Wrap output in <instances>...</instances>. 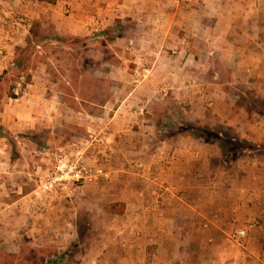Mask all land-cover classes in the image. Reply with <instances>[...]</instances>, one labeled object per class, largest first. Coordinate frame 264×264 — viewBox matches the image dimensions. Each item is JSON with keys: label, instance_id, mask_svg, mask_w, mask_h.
<instances>
[{"label": "rangeland", "instance_id": "rangeland-1", "mask_svg": "<svg viewBox=\"0 0 264 264\" xmlns=\"http://www.w3.org/2000/svg\"><path fill=\"white\" fill-rule=\"evenodd\" d=\"M137 1L145 10L135 11V17L121 16L110 25L96 24L85 29L79 26L76 13L66 6L51 22L48 2L30 0V8H24L21 0H0V264H126L131 253L126 252V246L121 248L119 242L130 238L131 227L120 217L122 212L114 214L109 210L110 203L120 202L113 201L116 186L111 185V180L119 178L122 172L112 171L111 141L108 140L110 150L86 142L89 133L97 132L104 125L112 132L115 122L110 117L118 108L122 110L117 111L121 116L127 110L148 117L143 124L153 137L152 143L178 132H189L199 142H217L221 165L237 156L241 158L248 149L256 151L257 161L264 162V136L257 143L239 137L243 130L251 134L257 130L258 135H264V92L256 94L244 88L254 75L246 70L249 63L240 62L236 74L225 72L230 68L216 53L232 44L203 37L205 29L221 33L228 27L222 24L208 27L199 21L210 17L211 5L220 4L218 14L222 19L228 14L222 9L224 3L244 2L257 6V2L264 4V0ZM250 11L246 21L253 19ZM142 15L150 21L147 26L136 20ZM159 19L160 26H157ZM34 21L39 23L38 27L32 25ZM57 26L70 30L73 27L81 32H61ZM29 27L37 37L27 47ZM159 35H164V42H159ZM251 44L254 46L253 42ZM242 45L244 43L235 44ZM22 47H27L26 51H20ZM159 52L170 60L179 54L190 56L202 68V73L188 74L185 79L214 85L207 97L205 89L196 93L201 96V118L189 120L177 113L180 111L177 96L181 94L176 92L181 90L165 84L172 77L163 74L167 66L165 60L155 73L145 71V66L151 65ZM191 63L182 59L186 67ZM252 67L257 70V85L262 89L261 65ZM180 76L177 74L174 81ZM147 79L149 87L144 85ZM178 105L189 104L178 102ZM227 119H232L233 124H224ZM133 126L138 129L136 124ZM88 149L87 159L93 160L96 156V162L105 166L106 179L87 184L68 197L45 193L38 187L58 155ZM198 169L209 170L205 164ZM247 187L256 190L264 185ZM187 197L185 204L188 205ZM201 197L204 195L196 193L191 199H199L193 209L204 212ZM140 200L121 202L122 211L130 204L144 208L147 203ZM229 204L231 202L219 196L216 215L199 218L193 226L196 229L193 235L182 234L189 240L173 264H185V259H189L188 264H196L201 253L199 242L206 239L240 247L245 239L236 243L230 234L260 213L261 217L256 218L257 226L248 231V236L252 237L249 249L257 254V262L246 264H264V231L261 232L264 197L246 200L248 214L229 221L230 228L218 229L217 223L228 220H223L222 214H228ZM133 247L137 250L138 246ZM219 250H203L204 256L213 253L215 264H231L234 258L223 261ZM145 252L150 250L144 251L146 257ZM134 254L142 257L140 251Z\"/></svg>", "mask_w": 264, "mask_h": 264}, {"label": "crops", "instance_id": "crops-1", "mask_svg": "<svg viewBox=\"0 0 264 264\" xmlns=\"http://www.w3.org/2000/svg\"><path fill=\"white\" fill-rule=\"evenodd\" d=\"M21 1H23L24 8L29 6L30 0ZM219 5H211L212 8L210 7L208 12L210 17H203L199 21H201V25L208 27L222 24L228 28L221 33L209 30V28L205 29L203 37L212 41L232 44L229 47L227 46V49L216 53L218 58L224 59L225 64L230 68L225 72L230 75L236 74L240 62L249 63L250 67L246 68V70L254 75L251 82L247 83L244 88L253 90L256 94L257 92H264V85H261L262 89H260V85H257V70L255 71V68L253 69L252 67H257V64L261 65V72L264 74V44H262L264 42V4L257 2L256 6L255 3L237 2L235 5L233 3H224L222 4V9L226 10L228 14L222 19L221 15L218 14ZM48 6L49 10H51V22H53L59 12L65 10L66 6L71 12L74 11L76 13L79 26L85 29L96 24L110 25L114 19L121 16H132L133 18L136 15L135 11L145 10L137 0H54ZM248 11H250L249 14L253 15V19L246 21L245 18ZM136 20L143 26H147V23L150 22L143 15L141 19L136 18ZM155 24L160 26V19ZM247 25L250 26L249 29L246 28ZM57 29L61 32H72L74 34L81 32V29L77 31L72 27L70 30L66 26H57ZM163 36L159 35V42L165 41ZM14 37L16 36L12 38L15 39ZM252 42L254 46L251 44ZM4 43L6 42L4 41ZM237 43H244V46H235ZM257 46H259L258 50ZM207 53L211 52L208 51ZM183 55L179 54L174 60H170L159 52L154 55L151 65L145 66V71L151 74L155 73L157 68H162V60H165L167 66L163 74L172 76L169 77L171 80L165 84L169 83L171 88L181 90V92H176L179 95L181 94V96H177L176 104L180 110L177 113L179 115L184 114L189 120H195L202 117L199 108L201 96L196 93L205 89L209 93H207V97L210 95V90L214 85L212 82H205V85H202L195 80L190 82L185 79L188 74L198 75V73H202V68H199L198 63L193 61L190 56L184 57ZM183 58H185V62L193 63L186 67L182 64ZM177 74H181L180 79L174 81ZM147 81L149 79L144 82V85L146 84L149 87ZM178 102H188L189 105L179 106ZM118 110L119 108L110 117L115 122V128L112 129L108 137V140L111 141L110 152L113 153L114 166L112 171L115 173L122 172L119 173V178L111 180V185L116 186V194L113 201L134 203L141 198L140 201L142 203L145 201L147 203L144 208L140 209L130 204L120 214L122 219L125 218L124 222L131 227L130 238L126 239V242H119L121 248L126 246V249L124 248L126 252L131 253V256L126 259V264H165L166 261L173 264L176 258L179 259L180 251L185 248L184 244L189 240V238H187L188 240L185 239L186 237L182 236V234L193 235L196 230L193 226L199 218L208 219V217H214L217 210L216 204L221 195L223 201L231 202L228 214H222V219H228L227 222L218 220L220 222L216 225V228L221 230L230 228L228 227L229 221L244 218L248 214L244 204L246 200L264 197V187L256 190L247 187L248 185H264L262 183L264 182V162L257 161L255 150L251 151L248 149L247 154H242L241 158L237 156L226 165H221L219 163L220 149L217 142L203 140L199 142L198 138H194L189 132H178L172 137L167 136L160 141L152 143L153 137L149 136V132L144 129L145 125L143 124L144 121H148V117L145 118L136 111L128 112L127 110H124L123 113L125 115L121 116L117 113ZM117 119H120V121H117ZM225 122L224 124H231L233 121L232 119H227ZM242 123L244 124V121ZM130 124L133 129H131ZM133 124H136L137 130L134 129ZM252 133H246L243 130L239 133V137H243L251 143H257L264 136L261 133L258 135L257 130L252 131ZM82 152H84V158L87 161L89 149ZM93 153L95 155V152ZM94 157L93 160L88 161L95 162L97 158L96 156ZM198 160L199 162H196ZM204 160H206V163H201ZM201 164H205L209 170L202 172L201 169L199 171L198 166ZM210 172L213 174L212 176L209 175ZM157 184H161L163 190L160 193L158 205L152 207L151 203L153 202L154 190ZM236 186L237 188H235ZM196 193L204 195V198L201 197L200 199L204 200V212L201 209L198 211L193 209L199 199L193 201L191 196ZM118 195L122 197H117ZM186 196H188V205L185 204ZM236 202L239 204L235 206L234 203ZM260 214H254L252 219L246 221L245 226L238 228L245 230V237L243 238L245 243L240 247L232 243H215L209 239L200 241L199 249L201 253L196 264H215L214 262L217 260H213V253H211V256H204L203 252V250L212 251L215 248L221 250H219L218 254H220L219 258L223 261L233 257L234 260H231V264L257 262V254L251 253L249 249V240L252 237L251 235L248 236V231L257 226L258 221L256 218L261 217ZM217 215L219 217V214ZM263 231L264 229L261 230V232ZM254 234H257V231ZM133 246H138L137 250ZM175 247L176 251L172 252ZM148 249L150 252H145V257L144 251ZM134 251L142 252V257L138 258V254L135 255ZM188 260L185 259L184 263L188 264Z\"/></svg>", "mask_w": 264, "mask_h": 264}, {"label": "built area", "instance_id": "built-area-1", "mask_svg": "<svg viewBox=\"0 0 264 264\" xmlns=\"http://www.w3.org/2000/svg\"><path fill=\"white\" fill-rule=\"evenodd\" d=\"M181 42L183 43V41ZM109 135V128L104 125L97 132L89 133V139L86 142H94L96 146L110 150L108 146ZM107 175L108 173L102 163L88 162L85 160L82 151H75L71 155H58L38 187L45 193L62 194L68 197L87 184L98 183L106 179ZM162 190V185L157 184L151 203L152 207L158 205ZM230 237L239 243L245 237V230L237 229L230 234Z\"/></svg>", "mask_w": 264, "mask_h": 264}, {"label": "trees", "instance_id": "trees-1", "mask_svg": "<svg viewBox=\"0 0 264 264\" xmlns=\"http://www.w3.org/2000/svg\"><path fill=\"white\" fill-rule=\"evenodd\" d=\"M39 1H45V2H48V3H53V1L54 0H39ZM35 25L36 27H38L39 26V23L38 22H36V21H34V22H32V25ZM28 34H29V40H27L26 41V44H27V47L29 46V45H31V40L33 39V38H36L37 37V33L34 31V30H32V27H29V29H28ZM27 47H22V48H20L19 50L20 51H26V48ZM117 207V208H116ZM122 209H123V203H121V202H112V203H110L109 204V210H110V212L111 213H114V214H120L121 212H122Z\"/></svg>", "mask_w": 264, "mask_h": 264}]
</instances>
